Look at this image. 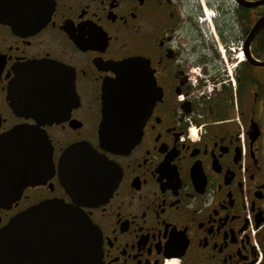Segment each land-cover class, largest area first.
I'll use <instances>...</instances> for the list:
<instances>
[{"label": "flooded vegetation", "instance_id": "flooded-vegetation-1", "mask_svg": "<svg viewBox=\"0 0 264 264\" xmlns=\"http://www.w3.org/2000/svg\"><path fill=\"white\" fill-rule=\"evenodd\" d=\"M263 5L48 0L42 26L0 21V137L17 127L37 137L19 150L28 168L0 181V229L62 199L98 229L100 264H264V56L254 45L264 25L250 36ZM132 57L144 69L128 73L151 72L156 99L130 150L108 151L104 88ZM19 78L27 90L12 92ZM79 143L107 161L110 194L72 198L60 159ZM36 250L22 246L27 263Z\"/></svg>", "mask_w": 264, "mask_h": 264}, {"label": "water", "instance_id": "water-1", "mask_svg": "<svg viewBox=\"0 0 264 264\" xmlns=\"http://www.w3.org/2000/svg\"><path fill=\"white\" fill-rule=\"evenodd\" d=\"M243 5L264 4V0H239ZM0 21L13 29H32L46 23L48 0H0ZM264 25V15L254 24L250 36ZM249 41L247 42L248 46ZM264 64L263 61H259ZM39 63L27 64L33 70ZM142 68V60L132 57L121 62V71L104 88L103 114L98 130L100 146L123 153L135 144L146 112L156 99L151 72L128 73ZM40 83L37 84V86ZM28 81L17 79L12 92L27 90ZM43 86V85H41ZM40 86V87H41ZM28 101V100H27ZM27 134L26 138L20 134ZM32 131L17 127L0 137V181L8 182L28 168L20 149L36 147ZM109 165L89 143L68 146L60 159L62 181L74 200L110 194L114 180H106ZM106 180V181H105ZM111 186V187H110ZM0 197H5L0 192ZM34 245L35 258L27 263L22 246ZM99 232L89 216L62 199H47L15 214L0 229V264H100Z\"/></svg>", "mask_w": 264, "mask_h": 264}, {"label": "trees", "instance_id": "trees-1", "mask_svg": "<svg viewBox=\"0 0 264 264\" xmlns=\"http://www.w3.org/2000/svg\"><path fill=\"white\" fill-rule=\"evenodd\" d=\"M259 8L262 14L264 12V5ZM254 45L258 46L256 48V51L258 52V54L264 56V27L260 30L258 37L256 41L254 42Z\"/></svg>", "mask_w": 264, "mask_h": 264}]
</instances>
